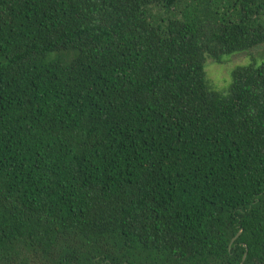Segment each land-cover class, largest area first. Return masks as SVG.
I'll use <instances>...</instances> for the list:
<instances>
[{
  "label": "trees",
  "instance_id": "1",
  "mask_svg": "<svg viewBox=\"0 0 264 264\" xmlns=\"http://www.w3.org/2000/svg\"><path fill=\"white\" fill-rule=\"evenodd\" d=\"M259 46L264 0H0V264H264V61L204 70Z\"/></svg>",
  "mask_w": 264,
  "mask_h": 264
},
{
  "label": "rangeland",
  "instance_id": "2",
  "mask_svg": "<svg viewBox=\"0 0 264 264\" xmlns=\"http://www.w3.org/2000/svg\"><path fill=\"white\" fill-rule=\"evenodd\" d=\"M251 53L252 57H249V54L245 52L224 55L220 63L207 60L204 64V70L210 85L218 91H225L231 81V71L235 67L249 63L258 65L264 61L263 46L253 48Z\"/></svg>",
  "mask_w": 264,
  "mask_h": 264
},
{
  "label": "water",
  "instance_id": "3",
  "mask_svg": "<svg viewBox=\"0 0 264 264\" xmlns=\"http://www.w3.org/2000/svg\"><path fill=\"white\" fill-rule=\"evenodd\" d=\"M241 232V230L240 231H238V233L232 238V240H231V242H233L234 241V239L239 235V233ZM243 259H244V256H243Z\"/></svg>",
  "mask_w": 264,
  "mask_h": 264
}]
</instances>
